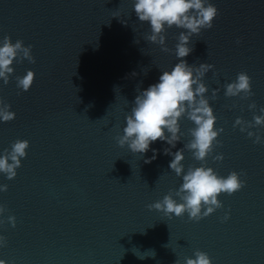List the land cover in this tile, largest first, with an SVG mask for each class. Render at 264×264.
<instances>
[{"label":"water","instance_id":"obj_1","mask_svg":"<svg viewBox=\"0 0 264 264\" xmlns=\"http://www.w3.org/2000/svg\"><path fill=\"white\" fill-rule=\"evenodd\" d=\"M208 2L218 15L212 28L190 37L193 50L184 59L214 66L203 78L205 97L223 132L206 166L224 177L241 173L245 184L220 194L222 207L194 221L147 207L182 183L163 152L170 146L152 143L156 158L145 163L151 150L141 156L116 141L137 89L159 82L178 62L174 48L184 30L166 29L173 50L166 53L144 39L150 26L136 17L133 0H0V41L7 35L31 45L35 59L14 61L9 83L0 80V100L15 113L0 122V154L17 139L29 142L16 177L0 174L8 186L0 192L6 264H184L196 250L211 264H264V144L233 128L237 117L252 122L264 107V0ZM28 70L35 76L24 92L15 77ZM240 72L251 78L253 95L225 97L224 85ZM178 122L184 135L172 152L194 127L187 118ZM248 131L264 140V126ZM217 154L223 159L213 160ZM183 155L185 172L200 166L191 151Z\"/></svg>","mask_w":264,"mask_h":264},{"label":"clouds","instance_id":"obj_2","mask_svg":"<svg viewBox=\"0 0 264 264\" xmlns=\"http://www.w3.org/2000/svg\"><path fill=\"white\" fill-rule=\"evenodd\" d=\"M133 11L140 22H146L150 26V34L144 39L158 45L162 52L173 51L165 43L166 29L175 26L184 31H180L174 48L178 62L170 71L162 72L159 82L144 90L137 89L134 106L130 114L125 116L126 126L123 128V134L118 135L116 141L120 147L127 145L132 153L141 156L151 150L153 156L145 160V163L156 158L157 150L150 149V145L158 140L166 142L170 147L164 148L163 152L172 157L168 167L177 177L182 176V183L178 189L169 190L161 200L147 207L149 210L161 211L169 218L172 215L181 217L187 213L189 220L199 221L222 207L221 201L218 200L220 194L230 196L241 190L245 184V181L240 179L241 173L232 171L224 177L206 166L207 157L212 154L214 146L220 144L217 137L223 132V128L214 127L216 116L209 105V99L205 97L208 88L203 78L214 66L209 63L189 65L184 59L193 50L188 46L190 37L199 35L202 29L212 28L218 11L208 0H133ZM31 49V45L24 46L23 41L19 39L12 43L7 35L0 41V80L4 85L9 83V77L14 72L11 66L14 61L19 63L26 59L29 63H35ZM34 76L35 73L31 70L22 77L16 76L17 89L28 91ZM218 92V88L214 89L211 98L216 99ZM252 95L251 78L245 72L238 73L233 82L224 85L225 97L239 96L240 99L246 100ZM256 107L255 102L248 105L250 110ZM9 108V104L0 100V122H9L15 118V113L9 111ZM259 111L261 115H253L252 122L237 117L233 128L240 126V131L247 132L249 138L255 135L253 143L264 144L260 134L248 131L249 128L264 126V107ZM182 118H187L194 127L188 129L190 139L183 148L172 152L171 148H175L184 135L180 132L178 122ZM28 147L27 140L17 139L11 143L10 148H5L0 154V174H4L8 180L15 178L16 170L21 166V160L26 157ZM185 149L191 151L193 158L200 162V166H189L186 172L181 163ZM212 158L220 161L223 156L217 154ZM7 187L6 184H0V192L7 191ZM5 211V207L0 205V215ZM223 219H228L227 213ZM7 221L15 227L14 216L9 215ZM6 243V238L0 236V247L6 246ZM193 256L194 258H185L184 264H211L210 257L203 251L196 250ZM0 264H6L5 260L0 259ZM175 264L180 262L176 260Z\"/></svg>","mask_w":264,"mask_h":264}]
</instances>
